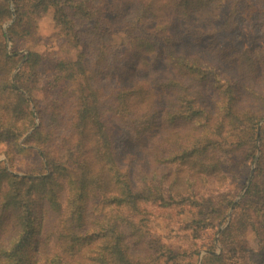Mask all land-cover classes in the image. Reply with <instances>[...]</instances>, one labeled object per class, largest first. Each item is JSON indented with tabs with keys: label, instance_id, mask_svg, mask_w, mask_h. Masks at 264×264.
<instances>
[{
	"label": "trees",
	"instance_id": "trees-1",
	"mask_svg": "<svg viewBox=\"0 0 264 264\" xmlns=\"http://www.w3.org/2000/svg\"><path fill=\"white\" fill-rule=\"evenodd\" d=\"M225 1L13 0V9L0 0V144L20 154L35 129L23 145L40 148L50 170L29 178L0 169V264H153L149 246L141 254L133 243L144 236L135 222L142 205L163 199L159 166L198 156L202 135L223 137L230 118L239 128L254 125L257 149L264 111L242 108L240 98L244 91L264 99V60L218 42L226 27L234 31L240 7H257L228 0L232 11L219 30ZM47 15L61 31L62 52L49 65L29 50L13 80L23 60L15 47L36 36ZM76 82L81 94L67 87ZM260 141L264 150V129ZM258 195L252 186L247 205L258 206ZM99 203L112 210L98 215ZM248 225L255 229L251 218ZM255 232L263 244L240 250L244 264H264V232Z\"/></svg>",
	"mask_w": 264,
	"mask_h": 264
},
{
	"label": "rangeland",
	"instance_id": "rangeland-1",
	"mask_svg": "<svg viewBox=\"0 0 264 264\" xmlns=\"http://www.w3.org/2000/svg\"><path fill=\"white\" fill-rule=\"evenodd\" d=\"M11 1L14 9L13 0ZM101 3L102 0H96V4ZM254 5L257 7L254 10H248L246 5L239 8V15L235 18L236 25L231 29L234 31L228 32L227 27H224L232 11V2L225 1L217 23V28L225 31L220 32L218 42L223 49H234L233 55L251 52L257 53L253 55L261 56L264 60V0H255ZM13 23L11 21L5 27L10 53L14 47L8 29ZM60 33L52 16L47 15L39 21L37 35H24L25 40L15 47L20 50L18 60L28 57L29 50H32L45 54L47 64L51 65L55 56L62 52L64 40ZM25 61L23 59L20 62L13 80L24 67ZM43 72L47 79L53 74L52 67ZM68 85L69 90L82 93L80 82ZM241 94L242 108L249 106L254 113L264 111V99L258 101L254 95L244 91ZM230 121L231 118L225 125L223 137L215 132L202 135L198 156L184 164L176 163L174 167L159 166L160 175H167V185L161 195L163 199L142 205L135 222L144 236L143 240L133 243V249L141 251V254L145 243L149 246L154 258L153 264H244L239 255L240 250L257 249L263 244L255 229L264 232V150L260 141L264 119L257 127V149L249 136L254 125L239 128L230 125ZM36 122L37 129L40 120ZM34 131L35 129L23 141ZM23 141L21 144L26 150L20 154H15L7 144H0V169L7 168L12 175L18 177L41 178L50 175L41 149L36 145H23ZM140 158L143 159L144 155H140ZM216 163L222 164L221 171L210 172L207 166ZM254 185L259 187L261 195L252 202H258L259 205L248 206L247 193ZM200 203L203 205H199ZM111 210V206L103 203L96 207L98 215ZM249 218L256 224L255 229L251 225L243 228V222L246 223ZM228 230H231L228 232L231 234L229 239L224 235ZM213 249L214 252L210 254ZM215 256H220L222 261L208 260Z\"/></svg>",
	"mask_w": 264,
	"mask_h": 264
}]
</instances>
